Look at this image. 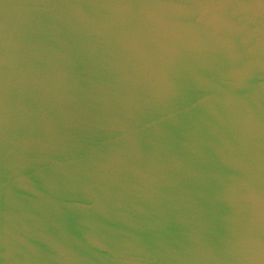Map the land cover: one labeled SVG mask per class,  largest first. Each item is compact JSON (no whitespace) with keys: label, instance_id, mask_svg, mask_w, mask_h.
I'll return each mask as SVG.
<instances>
[{"label":"water","instance_id":"95a60500","mask_svg":"<svg viewBox=\"0 0 264 264\" xmlns=\"http://www.w3.org/2000/svg\"><path fill=\"white\" fill-rule=\"evenodd\" d=\"M0 264H264V0H0Z\"/></svg>","mask_w":264,"mask_h":264}]
</instances>
